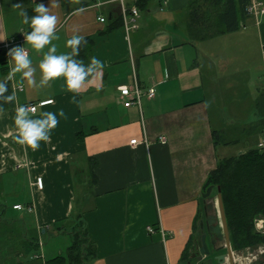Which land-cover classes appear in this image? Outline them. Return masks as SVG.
Instances as JSON below:
<instances>
[{
  "label": "crops",
  "instance_id": "1",
  "mask_svg": "<svg viewBox=\"0 0 264 264\" xmlns=\"http://www.w3.org/2000/svg\"><path fill=\"white\" fill-rule=\"evenodd\" d=\"M134 1L0 0V52L3 49L9 61L10 48H27L37 83L43 53L25 42L23 33L31 29L13 8L16 3L50 7L58 17L59 39L52 41L58 55L71 51L66 41L78 29L77 34L92 40L85 64L93 56L104 64L102 73L78 95L61 90L63 77L43 88H30L25 81L24 91H17L20 104L53 100L39 106L33 118L44 111L65 112L66 118L58 115L50 141H41L37 150L15 142L16 105L3 106L0 226H7L9 242L15 240L8 245L14 264H46L65 255L48 252L44 237L55 238L63 221L78 211L96 248L91 264H187L185 254L191 257L202 249L204 208L209 245L224 244L215 229L220 219L210 223L208 201L214 200L212 207L218 211L217 194L204 198V185L219 159L231 156L229 149L240 144L239 134L247 146L264 137L257 112L263 91L251 74L253 62L264 69V15H252L238 31L191 41L186 23L192 0H153L139 10L137 29L126 33L120 26L108 31ZM80 8L84 11L77 12ZM103 16L104 22L99 19ZM6 75L0 73V80ZM240 79H248L246 84L254 88L251 116L245 119L239 118V111L248 102L237 91L232 96L236 99H226ZM135 80L143 91L140 105L126 107L119 87L132 86ZM153 86L156 94L149 98L146 92ZM9 89L11 93L12 82ZM233 104L235 113L230 114ZM248 124L254 129L246 133ZM214 132L220 135L219 143ZM233 133L237 138L229 139ZM133 139L137 143L132 144ZM78 189L83 196L77 210ZM8 199L11 210L3 204ZM16 204L23 208L15 209Z\"/></svg>",
  "mask_w": 264,
  "mask_h": 264
},
{
  "label": "trees",
  "instance_id": "2",
  "mask_svg": "<svg viewBox=\"0 0 264 264\" xmlns=\"http://www.w3.org/2000/svg\"><path fill=\"white\" fill-rule=\"evenodd\" d=\"M151 1L153 0H135L134 5L143 10ZM250 4L251 0H192L188 7L186 23L190 40H205L240 30L252 16L248 11ZM25 9L29 17L35 15L33 8ZM120 26H123L122 15L112 21L107 30L111 31ZM85 39L88 43L81 47L77 57L84 63L92 46L91 38ZM8 71L6 53L1 49L0 73L6 75ZM8 94H11L9 85ZM6 105L9 104H3ZM257 110L260 116L258 126H261V132L264 134V91L258 99ZM214 136L216 143H219L221 139L218 132H214ZM95 165L94 161L91 170ZM210 185L214 186L212 196L218 193L217 187H221L232 249L238 251L264 244V234L255 228V221L264 217V150L255 146L220 158L217 167L208 175L204 191ZM81 212L75 214L76 223L69 232L73 239L66 254L57 255L47 260L46 264H91L96 257L95 244L88 235ZM212 221L210 218V223ZM215 229L218 233L221 227ZM184 258L188 260L189 252Z\"/></svg>",
  "mask_w": 264,
  "mask_h": 264
},
{
  "label": "clouds",
  "instance_id": "3",
  "mask_svg": "<svg viewBox=\"0 0 264 264\" xmlns=\"http://www.w3.org/2000/svg\"><path fill=\"white\" fill-rule=\"evenodd\" d=\"M79 3V0H73ZM35 4V3H34ZM18 9V15L23 18V23L29 25L31 31L24 34V40L35 50L36 53H43L39 61L40 80L37 83L35 74L37 69L33 67L32 60L29 58L28 51L23 46H13L7 52L10 57L9 71L3 80H0V115L5 109L3 104H15V135L14 140L17 144L37 150L40 142L50 141L51 132L57 127L59 117H65L63 109L59 113L44 111L39 116L33 118L37 112L36 106L20 104L17 91H24L25 81L30 88H43L50 86L51 81L64 78V85L61 90L80 94L86 90L85 85L91 84L101 73L104 64L95 56L91 57L90 63L85 64L82 59H77L80 49L87 45L88 41L84 36L77 34L78 29H74V34L66 41V47L71 49L68 53L57 54V47L52 44L54 39H59L56 35L58 17L50 13V7L43 3L35 4L33 11L35 15L29 17L22 3L12 5ZM57 6L56 4L52 5ZM77 12H83L80 8ZM51 45L47 52L46 46ZM19 74V79H16ZM91 78V79H90ZM12 82L13 91L8 94V85ZM99 90V89H98ZM76 103V96L72 98ZM52 103V101H47Z\"/></svg>",
  "mask_w": 264,
  "mask_h": 264
},
{
  "label": "rangeland",
  "instance_id": "4",
  "mask_svg": "<svg viewBox=\"0 0 264 264\" xmlns=\"http://www.w3.org/2000/svg\"><path fill=\"white\" fill-rule=\"evenodd\" d=\"M254 63V64H253ZM252 64L254 65L255 71L254 73L251 72V74L254 76L255 78L258 79L259 83L257 85V87H259L262 91H264V69L262 68L261 70L259 69V67H256V63L253 62ZM241 74V73H240ZM248 81V79H240L237 82H235V84L237 83L238 85H236V87L234 88V90L230 89L227 92V98L226 99H236V96H234L232 98V96L235 94L234 91L238 92V95H241L242 98L244 100H246V102L242 105L241 111H239V118H246L247 116H251L250 113V108H251V103L250 101L252 100V93H253V87L252 85H248L246 84ZM255 85V84H254ZM230 102H228V105L230 107ZM234 105L231 107V109L229 110L230 114H233L235 112L234 111ZM245 106V107H244ZM244 107V108H243ZM236 111V110H235ZM233 112V113H232ZM237 115V114H236ZM237 119V118H236ZM242 127V126H241ZM246 128V133H248L250 130H253L254 128L251 127L250 124H248V127H246V125L244 126ZM243 127L242 130H245V128ZM240 135V144L237 146H233L231 149H229V155H234L236 153H240L241 151H246L251 147H255L257 144L252 141H249V144L247 146V140L243 139V137H241ZM243 136V135H242ZM234 137L237 138V134H232V137H230L229 139H232ZM243 139V140H242ZM235 144V143H233ZM246 150H243L244 148ZM257 147V146H256ZM77 198L75 200V206L76 209H79L80 206V202L82 199V192L78 189L77 190ZM11 202L12 200L8 199L7 201H3V204L5 206H8V209L11 210ZM216 202V201H215ZM212 204H214V200H210L208 201V206L210 208V218L215 221L218 222L219 218H218V211L216 209V207L214 208V206L212 207ZM262 221V222H260ZM76 223V215L73 214L72 216H70L69 218H67L66 220L63 221L62 225L64 226L63 229H58V231L55 233L57 236L54 238L49 239L48 235H46L44 237V248L46 247V250H48V252H54L56 254H66L67 252V248L69 247V245L72 243V239L73 236L72 234H70L69 232L72 230V225ZM263 224V228L261 227H257V224ZM220 224V223H219ZM219 226V225H218ZM255 228L256 231H260L261 233L264 234V217H260L255 221ZM8 231H7V226L5 224L0 226V264H14L13 263V248L11 246L8 247L9 243H14L15 240H10L9 242V238L6 237L8 235ZM218 234L221 238H223V233H222V229L218 231ZM223 242V240H222ZM11 245V244H10ZM35 251H38V253L42 254L43 250L41 249H36ZM47 255V254H46ZM49 255V254H48ZM47 257V256H46ZM234 257L237 261H240L241 264H264V244H258V245H254V246H250L247 247L246 249H242V250H238V251H234ZM244 261V262H243Z\"/></svg>",
  "mask_w": 264,
  "mask_h": 264
},
{
  "label": "built area",
  "instance_id": "5",
  "mask_svg": "<svg viewBox=\"0 0 264 264\" xmlns=\"http://www.w3.org/2000/svg\"><path fill=\"white\" fill-rule=\"evenodd\" d=\"M248 11L251 15H264V3L262 1H252L250 6L248 7ZM140 11L137 7H132L131 9H127V8H123V13H122V17H123V27L126 31V33H129L130 31L137 29L138 28V23H137V17L139 16ZM102 22H104L106 20V18L100 17L99 18ZM28 51L29 54V50L27 48H25ZM120 89V96L124 99V105L126 107H130L133 104H138L140 105V101H141V96L143 94V91L141 90L138 82L135 80L134 84L132 86L130 85H123L119 87ZM147 96L149 98H153L156 94V88L150 87L147 92H146ZM47 101H53L52 99L49 100H42L39 102H33L30 105L36 106V108L38 109L39 106H44L47 105L49 103H47ZM160 141L161 142H166V137L165 136H161L160 137ZM132 144L137 143V139H133L131 141ZM258 148L263 149L264 150V137L262 140H260L258 142ZM37 184L39 187H42L43 185V180L42 178H38L37 179ZM15 209H22L23 206L21 204H16L14 205ZM262 222V221H260ZM257 227H261L263 228V224H257ZM154 228L150 227L149 230L152 231Z\"/></svg>",
  "mask_w": 264,
  "mask_h": 264
},
{
  "label": "water",
  "instance_id": "6",
  "mask_svg": "<svg viewBox=\"0 0 264 264\" xmlns=\"http://www.w3.org/2000/svg\"><path fill=\"white\" fill-rule=\"evenodd\" d=\"M214 186L210 185L207 187L205 192L203 193V197L207 198L211 195ZM217 207H218V217L220 219V226L222 228L224 244L217 247L216 245H209L207 238L209 236V232L205 230L207 223L203 220V216H207L206 209L204 208V213L202 212L200 217V242L202 245V251H198L195 253L191 258L187 261V264H223L226 261V257H228L230 264L234 263V251L231 246V239H230V230L228 226L223 196L221 193V187H217ZM223 248H226V252L222 254H217L215 256H211L214 252H219Z\"/></svg>",
  "mask_w": 264,
  "mask_h": 264
},
{
  "label": "flooded vegetation",
  "instance_id": "7",
  "mask_svg": "<svg viewBox=\"0 0 264 264\" xmlns=\"http://www.w3.org/2000/svg\"><path fill=\"white\" fill-rule=\"evenodd\" d=\"M218 247V246H217ZM199 251H202V249L201 250H199ZM234 251V250H233ZM198 252V249H195L194 250V253H193V255L195 254V253H197ZM226 252V248H223L221 251H219V252H214L211 256L213 257V256H215V255H217V254H222V253H225ZM192 255V256H193ZM191 257H189V259H190ZM234 263L235 264H238L237 263V261H236V259H235V257H234ZM223 264H230V262H229V259H228V257H226V261L223 263Z\"/></svg>",
  "mask_w": 264,
  "mask_h": 264
}]
</instances>
